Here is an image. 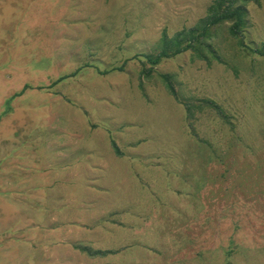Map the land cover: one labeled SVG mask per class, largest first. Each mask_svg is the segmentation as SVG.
Instances as JSON below:
<instances>
[{"label": "rangeland", "instance_id": "374dc122", "mask_svg": "<svg viewBox=\"0 0 264 264\" xmlns=\"http://www.w3.org/2000/svg\"><path fill=\"white\" fill-rule=\"evenodd\" d=\"M213 2L0 0V264H96L75 251L113 264H264V0L235 3L239 44L228 21L207 35L215 53L143 71L164 33L198 25ZM92 42L95 54L83 49ZM162 73L207 103L188 115ZM93 145L87 163L101 158V170L82 164ZM84 193L97 195L82 206ZM92 218L112 228V248L82 240H106Z\"/></svg>", "mask_w": 264, "mask_h": 264}, {"label": "trees", "instance_id": "16d2710c", "mask_svg": "<svg viewBox=\"0 0 264 264\" xmlns=\"http://www.w3.org/2000/svg\"><path fill=\"white\" fill-rule=\"evenodd\" d=\"M249 0H244V2ZM258 1L259 0H255ZM237 0H214V2L208 7L207 15L200 21V23L193 27H184L181 30L175 32L173 36H168L167 33L163 34V46L156 53L146 54L144 55L147 62L150 64V68H144L143 71H147V75L154 72L155 66L161 63L166 58L174 57L175 55L191 51V53L196 56L206 57V50H211L215 53L214 45L209 43L206 39L207 35L211 31V29H215L216 27H220L222 23L228 21L230 33L233 34L234 38H236L238 44L240 41L244 40V27H245V19L243 17L242 11L239 7L236 6ZM263 47V49H262ZM258 50L264 53V43L263 46ZM247 49H245L246 51ZM205 51V53H204ZM193 56V57H194ZM142 63L146 64V62L142 61ZM234 68V67H233ZM67 75H62L58 79L52 82L56 83L60 80H63ZM160 76L164 79L167 84V88L173 94V96L180 102H182L187 107V113H192V109L194 107L202 109L207 101L203 102L202 100H198L199 102L192 103L193 99H185L178 95L177 90L174 86L173 76L168 73H162ZM29 85H25L21 91L15 92L8 99H6L7 107L3 111L4 113L8 112L11 109V101L12 99L23 93ZM209 103V102H208ZM256 164L258 165L259 160L264 162V156L259 158L258 154H256ZM251 159V156H244L243 161ZM98 253H102L99 251ZM91 254H93L91 252Z\"/></svg>", "mask_w": 264, "mask_h": 264}, {"label": "crops", "instance_id": "0c3cea01", "mask_svg": "<svg viewBox=\"0 0 264 264\" xmlns=\"http://www.w3.org/2000/svg\"><path fill=\"white\" fill-rule=\"evenodd\" d=\"M83 7L84 6H82V7H80L81 8V10L83 9ZM85 19V18H84ZM101 19H98L97 17L95 18L94 17V19H93V21H100ZM76 23H79V22H76ZM57 24H59V23H57ZM64 26H66V23L65 22H61L60 23V27H58V28H60V29H63L64 28ZM67 26L65 27V29H64V31L65 32H67L66 30H67ZM96 29V33H95V35L97 34V32L99 31L98 30V28H95ZM123 29V28H122ZM125 31H126V29H125ZM125 31H123V32H125ZM62 39H63V36H58L56 39H55V42L53 43V48L54 49H56V50H58V49H60V47H62L61 46V41H62ZM96 39V38H95ZM94 40V39H93ZM92 43H93V47H92ZM92 43H90L88 46H87V44H86V46L83 48V49H85V50H87V49H92L90 52H93L94 53V51H93V49H94V42H92ZM60 44V45H59ZM81 48H82V46H81ZM88 52L89 51H87L85 54H88ZM99 53H101V52H99ZM98 53V54H99ZM53 54H59V52L57 51V52H54ZM95 54V53H94ZM97 148H100V147H98V146H96V145H93V146H84V149H85V151H86V154H85V157L83 156L82 157V159L81 160H83V163L82 164H85V167H88L90 164H93L95 167H98V169H102V165H101V163H100V159L101 158H98V159H95V160H93V161H91V162H88L87 163V159H92V158H94V151L95 150H97ZM109 148L111 149V146H109ZM112 150V149H111ZM60 152V151H59ZM81 160H79V161H81ZM101 161H102V159H101ZM103 164V163H102ZM100 169V170H101ZM99 170V171H100ZM69 173V175H67L68 176V178H69V180H71L73 183H74V185L75 184H77V183H75L72 179H74L75 180V178L78 176V175H80L82 178H83V176H82V172L81 173H79V171L77 170V169H73V170H71V171H69L68 172ZM88 174V176L85 178V182L86 183H88V184H92V185H94V184H97L98 183V181L100 180V178H101V172H100V174H96V173H94V175L92 174V173H87ZM93 177V178H92ZM68 184V183H67ZM99 184V183H98ZM96 188H101L102 189V186L101 185H99L98 187H96ZM93 195H97L96 193H92V194H90V193H84L83 194V196L80 198V200L81 201H83V203H82V206H86V204H87V200H88V198L89 197H92ZM92 214V213H91ZM93 215V214H92ZM81 220V219H80ZM92 220L94 221V223H95V219H93L92 218ZM100 220V219H99ZM99 220H97L96 221V223H95V226H93V227H96V228H99L100 227V229L102 230L101 231V235L102 236H104V237H106V240H104L103 238H101V236H99V237H97V236H92V235H90V234H88L87 236H85V234H84V237H83V241L86 243L87 242V244H89V246H91L92 248H94V249H97V250H100V249H103V248H105V247H110L111 246V248L113 247V245H110L111 243H108L107 241V239H108V237H110V236H113L112 234H113V230H112V228L109 226V225H107L106 227L105 226H101L100 225V223H101V221H99ZM99 224H98V223ZM83 223H88V222H86V221H83ZM92 227V228H93ZM84 228H86V227H84ZM85 231V230H84ZM110 245V246H109ZM71 251H73V250H71ZM75 251V250H74ZM73 251V252H74ZM77 252V254L78 255H81L82 254V257H81V261H83L84 262V260L87 258V260H94L95 262H96V264H99V262H101V263H107V264H113V259L111 258V259H109V260H103V261H101L102 259H100V257H101V253L99 254V253H97V252H95V253H93V254H90V255H88V254H83V253H80V252H78V251H75V253ZM111 261V262H110Z\"/></svg>", "mask_w": 264, "mask_h": 264}]
</instances>
